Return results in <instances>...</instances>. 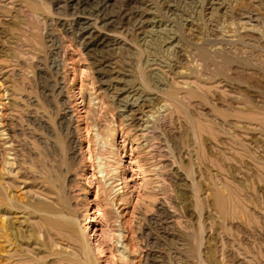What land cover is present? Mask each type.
Returning a JSON list of instances; mask_svg holds the SVG:
<instances>
[{"label": "rangeland", "instance_id": "374dc122", "mask_svg": "<svg viewBox=\"0 0 264 264\" xmlns=\"http://www.w3.org/2000/svg\"><path fill=\"white\" fill-rule=\"evenodd\" d=\"M0 264H264V0H0Z\"/></svg>", "mask_w": 264, "mask_h": 264}, {"label": "bare ground", "instance_id": "6f19581e", "mask_svg": "<svg viewBox=\"0 0 264 264\" xmlns=\"http://www.w3.org/2000/svg\"><path fill=\"white\" fill-rule=\"evenodd\" d=\"M28 101H29V100H28ZM28 101H27V102H28ZM34 102H35V101H34ZM30 104H31V103H30ZM30 104H29V105H30ZM39 105H40V104H39ZM41 105H42V104H41ZM39 108H40V107H39ZM40 109H41V108H40ZM37 110H38V109H37ZM37 110H36V111H37ZM31 112H34V111H31ZM35 113H36V112H35ZM32 114H34V113H32ZM3 115H5V114H3ZM40 121H41V120H40ZM4 123H5V122H4ZM39 124H41V123H39ZM31 125H32V124H31ZM31 125H30V126H31ZM35 125H36V124H35ZM39 126H40V125H39ZM34 128H35V127H34ZM28 131H30V132H29V136H30L31 138H37V139L39 140L40 143L43 142L42 139H41L42 137H40V136L36 137V134H34L35 131L32 132L33 130H32V129L30 130V128H29ZM27 136H28V135H27ZM28 138H29V137H28ZM21 142H22V141H21ZM31 144H32V142H31ZM28 145H30V142H29ZM32 147H33V146H30L29 149H28V150H29V153H30L31 155L34 154V151L32 150ZM15 163H16V162H15ZM10 171H11V170H10ZM11 173H12V171H11ZM17 174H18V173H17ZM12 199H13V198H12ZM65 203H66V202H65ZM65 203H64V204H65ZM94 212H95V211H94ZM95 213H96V212H95ZM95 213H94V214H95ZM92 217H93V216H92ZM93 223H94V222H93ZM71 224H72L71 227H73L74 229H77V227L75 226L74 222H73V223L71 222ZM88 224H89V222H88ZM84 226H85V225H84ZM89 226H90V224H89ZM85 227H86V226H85ZM79 228H81V227H79ZM92 228H93V227H92ZM85 229H86V228H85ZM75 231H76V230H75ZM92 232H93V231H92ZM77 233H78V232H77ZM81 233H82V232H81ZM87 256H88V255H87Z\"/></svg>", "mask_w": 264, "mask_h": 264}]
</instances>
